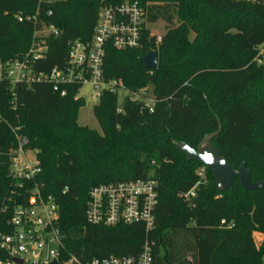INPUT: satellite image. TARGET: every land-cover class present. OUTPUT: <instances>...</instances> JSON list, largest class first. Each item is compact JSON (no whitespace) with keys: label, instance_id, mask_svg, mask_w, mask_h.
Wrapping results in <instances>:
<instances>
[{"label":"trees","instance_id":"1","mask_svg":"<svg viewBox=\"0 0 264 264\" xmlns=\"http://www.w3.org/2000/svg\"><path fill=\"white\" fill-rule=\"evenodd\" d=\"M125 1H138L149 24L163 20L168 29L158 45L149 27L138 48L120 51L108 43L104 76L107 81L121 80L130 92L151 95L152 112L143 101L126 99L120 104L117 94L104 91L94 107L99 132L78 123L85 104L83 98H75L79 85L65 86L66 96L47 82L19 86L16 108L6 86L0 87L1 111L10 123L22 125L30 147L38 150L42 172L37 181L61 209L63 256H138L148 239L153 243V264H264V192L246 191L239 179L221 191L204 164L178 148H197L207 135L217 133L211 144L221 149L229 164L239 168L246 163L253 182L264 180V64L255 62L264 43V4L0 0V59L28 53L35 33L54 26L59 35L47 37L48 53L34 68H63L70 43L92 38L101 7ZM153 50L161 56L159 67L146 69L141 58ZM194 101L211 124L193 138L174 119L179 114L175 107H191ZM14 139L8 125L0 123V230L5 232L12 231L11 213L2 208H12L7 197L14 187L5 151ZM203 167L204 179L197 171ZM150 179L158 182L152 229L143 222L109 226L87 221L93 187ZM192 188L196 196L185 201L184 194ZM255 232L263 235L260 245Z\"/></svg>","mask_w":264,"mask_h":264},{"label":"built area","instance_id":"2","mask_svg":"<svg viewBox=\"0 0 264 264\" xmlns=\"http://www.w3.org/2000/svg\"><path fill=\"white\" fill-rule=\"evenodd\" d=\"M231 1L264 4V0ZM17 18L22 21L24 17ZM98 19L90 40L77 39L70 43L69 56L63 68L55 67L50 72L37 71L34 68L35 62L42 60L48 53L47 37L59 35L54 26L45 27L35 33L28 53L0 59V87L5 85L6 91L12 94V107H17L16 88L47 82L62 96L68 93L65 86L79 85L80 89L75 98L80 99L81 89L89 84L100 91L99 97L102 92L109 91L118 95L120 104L126 99L143 101L145 107L153 111L155 100L151 95L130 92L121 80L107 81L104 76L108 43L120 51L141 46L143 32L148 27L145 7L138 1L104 4ZM156 37L158 45L162 36ZM255 62L258 65L264 64V43L258 47ZM118 106V112H122L121 105ZM0 123L7 124L15 138L5 151L8 155V175L14 187L7 197L13 203L12 208L8 205L2 208L4 213H11L8 225L12 231L0 230V264H18L15 259L24 260L28 264H51L55 261H58L57 264H153V243L148 239L138 256L85 259L71 254L64 257V234L59 224L61 209L56 198L45 194L43 185L37 181L42 172L38 150L30 147L22 125L10 123L1 108ZM205 171L203 167L199 172L203 179ZM195 196L196 190L192 188L183 198L189 202ZM13 197H19L23 202L17 204ZM157 198L158 182L153 179L100 184L90 190L87 221L109 226L119 222H143L150 230L154 226Z\"/></svg>","mask_w":264,"mask_h":264},{"label":"water","instance_id":"3","mask_svg":"<svg viewBox=\"0 0 264 264\" xmlns=\"http://www.w3.org/2000/svg\"><path fill=\"white\" fill-rule=\"evenodd\" d=\"M160 55L158 50H153L141 58V61L146 69L155 70L159 67ZM221 130V128H220ZM217 135L213 133L207 135L197 148L188 144H178V148L187 155L190 160L200 161L204 164L214 178L216 185L221 191H226L233 187L234 180L239 179L241 185L246 191H261L264 192V180L253 182L251 179V171L243 163L239 168L230 165L227 159L222 156L221 149L215 148L211 144V140ZM18 264L24 263V260L15 259ZM55 261L51 264H57ZM35 264V263H32Z\"/></svg>","mask_w":264,"mask_h":264},{"label":"rangeland","instance_id":"4","mask_svg":"<svg viewBox=\"0 0 264 264\" xmlns=\"http://www.w3.org/2000/svg\"><path fill=\"white\" fill-rule=\"evenodd\" d=\"M147 24L151 29V32L155 36H163L168 29L166 21L163 20L155 22L154 24H149L147 22ZM176 24L177 22H175V25ZM192 37H194V35ZM99 94L100 91L89 84L85 85L83 89H81L79 96L84 99L85 104L78 112V123H80L81 126H88L89 128L96 129L97 131L102 132L101 126L99 125L100 123H98L94 115V107L100 102ZM175 110L179 113L174 119L175 123L180 126L190 137H196L201 127H205L211 124L210 119L203 112L202 107L197 101H194L191 107L179 105L175 107ZM202 169L203 168H199L197 170L198 173ZM255 237L258 238V236Z\"/></svg>","mask_w":264,"mask_h":264},{"label":"crops","instance_id":"5","mask_svg":"<svg viewBox=\"0 0 264 264\" xmlns=\"http://www.w3.org/2000/svg\"><path fill=\"white\" fill-rule=\"evenodd\" d=\"M255 236H258V238L255 237ZM254 238H255V241H256L257 245H260L261 242L263 241V235L260 234V233H258V232H255V233H254ZM256 238H257V239H256Z\"/></svg>","mask_w":264,"mask_h":264}]
</instances>
